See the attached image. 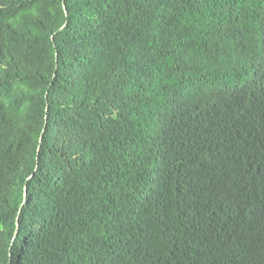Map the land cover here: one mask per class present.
Segmentation results:
<instances>
[{
  "label": "trees",
  "instance_id": "trees-1",
  "mask_svg": "<svg viewBox=\"0 0 264 264\" xmlns=\"http://www.w3.org/2000/svg\"><path fill=\"white\" fill-rule=\"evenodd\" d=\"M0 264H264V0H0Z\"/></svg>",
  "mask_w": 264,
  "mask_h": 264
},
{
  "label": "water",
  "instance_id": "water-1",
  "mask_svg": "<svg viewBox=\"0 0 264 264\" xmlns=\"http://www.w3.org/2000/svg\"><path fill=\"white\" fill-rule=\"evenodd\" d=\"M25 193H26V188H25Z\"/></svg>",
  "mask_w": 264,
  "mask_h": 264
}]
</instances>
